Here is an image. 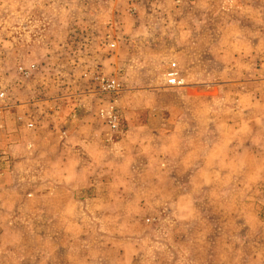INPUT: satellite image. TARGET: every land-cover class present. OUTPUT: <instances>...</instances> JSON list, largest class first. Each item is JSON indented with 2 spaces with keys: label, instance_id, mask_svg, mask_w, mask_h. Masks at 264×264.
<instances>
[{
  "label": "rangeland",
  "instance_id": "obj_1",
  "mask_svg": "<svg viewBox=\"0 0 264 264\" xmlns=\"http://www.w3.org/2000/svg\"><path fill=\"white\" fill-rule=\"evenodd\" d=\"M45 1L0 0L3 102L72 94L86 116L72 136L90 145L67 166L69 210L9 211L21 228L0 238V264H264V0H139L135 14L129 0H71L85 29L68 34L29 28ZM94 72L120 92L97 97ZM110 105L119 126L98 138Z\"/></svg>",
  "mask_w": 264,
  "mask_h": 264
},
{
  "label": "crops",
  "instance_id": "obj_2",
  "mask_svg": "<svg viewBox=\"0 0 264 264\" xmlns=\"http://www.w3.org/2000/svg\"><path fill=\"white\" fill-rule=\"evenodd\" d=\"M45 2L48 11L47 20L42 21L40 17H37L36 21L29 26L30 29L38 32L64 34H68L74 29H85L83 24L73 25L75 20L76 23L85 21H83L84 15L81 12L72 10L73 3L71 0H46ZM54 4H60L59 6H61L57 17L53 12L57 7L52 9ZM82 52L84 53V51ZM78 60L77 64L79 65L86 61L84 55L79 56ZM101 69L104 70L103 67ZM89 93L92 96L94 95L91 91ZM96 94H98L97 97L102 95L100 93ZM71 95L68 94V97L66 96L63 99L52 97L46 100L34 99L25 104L18 102L15 103V108L11 107V100L0 105V214L4 215L3 219H0L1 239L2 237L15 236V230L21 228L16 217L9 214V211H18L24 206H29L36 211L64 212L70 209L71 200L74 202L77 200L74 193L64 185L68 178L67 166L71 162L73 151L78 153L79 159L84 158V152L80 150V147L83 148L89 143L86 140L72 136L74 132L84 126L86 116L83 115L82 108H80L81 103L73 105L70 102ZM91 95L84 92L75 96L80 98ZM64 100H68L70 106L61 108ZM42 104L44 106H41ZM41 107H43L42 113H40ZM99 111L100 108L95 113L101 120ZM26 119L32 121L34 129H30L35 130H31L32 135L30 133L25 135L23 124L17 122ZM99 122H97L98 125H95L94 129L98 138L100 135L97 133L101 129L108 130L106 125L104 127L99 126ZM55 130L62 132L61 135L55 133ZM108 136L109 139L112 138L111 133ZM45 143L57 146L55 156L43 158L39 155V152L35 153L36 148L43 146ZM56 169L59 170L57 175L55 173ZM106 172L112 173V169L108 168ZM95 173L100 175V172L94 171ZM57 181L63 183V185L56 184ZM94 185L96 188L91 192L97 195L98 188L96 184ZM85 200L89 201L87 205L92 203L93 200L95 201L94 204L98 205L96 197L93 199L89 197ZM80 203L84 204L81 200Z\"/></svg>",
  "mask_w": 264,
  "mask_h": 264
},
{
  "label": "built area",
  "instance_id": "obj_3",
  "mask_svg": "<svg viewBox=\"0 0 264 264\" xmlns=\"http://www.w3.org/2000/svg\"><path fill=\"white\" fill-rule=\"evenodd\" d=\"M139 0H129L128 12L130 14H135L137 11V2ZM35 69V64H32L30 67H24L22 65L17 66L18 75L22 80L29 78L32 74V71ZM86 73H84L85 75ZM174 72H170L167 74V85L169 86H176L180 82L175 76ZM89 81H91L94 89L101 94H105L107 96H114L118 94L121 90V85L119 81L115 77H108L98 72H94L90 75ZM5 90L0 87V102L6 100ZM101 119L104 120L105 124L108 126L109 129L115 130L119 126V116L114 111L113 106L110 105L106 111L100 110L99 111ZM33 124L29 122L27 124L28 127H31Z\"/></svg>",
  "mask_w": 264,
  "mask_h": 264
}]
</instances>
